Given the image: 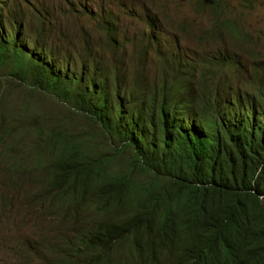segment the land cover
I'll return each mask as SVG.
<instances>
[{
    "label": "trees",
    "instance_id": "trees-1",
    "mask_svg": "<svg viewBox=\"0 0 264 264\" xmlns=\"http://www.w3.org/2000/svg\"><path fill=\"white\" fill-rule=\"evenodd\" d=\"M82 43L76 52L41 47L38 40L23 43L0 29V60L14 65L11 75L44 89L89 126L34 128L43 141L35 162L49 187L46 196L64 202L69 213L94 212L91 224L73 230L56 252L67 261L75 247H82L81 255L102 264L120 242L144 251L138 243L152 240L148 260L163 264L158 239L181 243L195 222L212 229L218 242L214 250L225 253L231 264H264V147L249 122L241 117L245 129L231 133L222 106L191 93L177 76L133 81L111 42L106 43L111 59L90 40ZM229 111L233 121L242 114L241 109ZM1 128L3 145L2 132L10 129ZM14 166L18 172L20 163ZM256 190L257 196L250 193ZM239 221L253 226L255 238L235 246L234 255L224 247L231 246L234 234H247L234 227Z\"/></svg>",
    "mask_w": 264,
    "mask_h": 264
},
{
    "label": "clouds",
    "instance_id": "clouds-1",
    "mask_svg": "<svg viewBox=\"0 0 264 264\" xmlns=\"http://www.w3.org/2000/svg\"><path fill=\"white\" fill-rule=\"evenodd\" d=\"M231 1L234 0H190L186 16H181L178 9H171L161 0H0V29L15 33L23 43L38 40L41 47L46 45L47 48L75 52L85 46L82 42L87 39L107 59L112 58L106 50V43L111 42L130 67L131 80L159 82L163 81V77L169 81L177 76L191 93L211 99L214 107L222 106L225 110L222 117L231 133L241 127L245 129L240 121L241 117L246 119L264 147V42L259 46L255 38L245 32L238 15L229 10ZM237 1L249 8L257 2ZM193 17L204 20V27L195 31ZM154 20L160 30L158 44L151 34ZM190 41L196 45L192 47ZM210 43L217 46L214 49L204 47ZM32 46L30 43L29 47ZM145 59L147 67L144 66ZM3 66L14 70L9 60L1 59L0 69ZM135 68L141 71L135 73ZM11 72L8 76L15 78ZM188 73L190 83L186 82ZM26 85L40 93L44 90ZM222 103H226L225 106ZM230 108L242 110L237 121H233ZM77 116L85 123L82 117ZM42 125L51 129L46 123ZM56 125L63 130L76 128L62 123ZM33 132L36 135L34 129ZM2 135L6 138L0 150L7 145L10 148L6 150L10 153L15 146L13 144L18 146L17 137L8 144V139L13 137L12 131H3ZM34 140L36 144L43 142L37 136ZM36 151L31 153L33 169L28 165L22 166L23 157L20 160L10 159L14 170V163L17 161V167L20 163L19 171L13 174L12 186L20 188L19 183L25 182V179L21 180L23 176L30 175L36 182L42 175L41 186L28 194L44 213L36 224L37 233L32 241L16 237L12 242L14 252L9 246L5 249L4 241L0 242V264H97L91 263L86 255H81L82 247H75L74 255L67 261L61 258L65 255L56 252L60 244L72 238L75 234L73 230L81 232L84 226L91 224L94 212L69 213L64 202L46 196L49 187L42 172L37 169ZM250 193L257 196V190ZM189 227L191 231L183 234L181 243L169 238L158 239L160 245L157 252L161 254L163 264H231L225 253L214 250L218 242L214 240L211 228L200 227L195 222ZM234 227L247 234L240 232L239 236L236 233L230 237L231 246L224 248L232 254L235 246L255 238L249 222L239 221ZM152 243V240L138 243L144 246L142 251L120 242L111 260L103 258L102 264H150L146 250Z\"/></svg>",
    "mask_w": 264,
    "mask_h": 264
},
{
    "label": "rangeland",
    "instance_id": "rangeland-1",
    "mask_svg": "<svg viewBox=\"0 0 264 264\" xmlns=\"http://www.w3.org/2000/svg\"><path fill=\"white\" fill-rule=\"evenodd\" d=\"M161 1L169 4L171 9H178L181 16H186L190 6V0ZM229 10L238 15L239 20L244 24L242 25L245 32L251 34L261 46L260 44L264 42V0H257L253 8L234 0L231 1ZM192 20L195 31L205 25V21L198 17H193ZM152 27L155 28L154 33L158 35L160 30L157 24L156 26L152 24ZM116 36L118 37L117 34ZM190 44L192 47L196 45L192 41ZM216 46V44L210 43L204 47L214 49ZM11 71L12 67L10 66H3L0 69V127L2 125L1 131L7 129L12 131L13 137L8 139V144L14 141V137H17L18 146L17 143L13 144L15 146L10 150V153L6 150L10 148L7 145L0 150V242L4 241L5 249L9 246V249L14 252L15 245L12 242L16 237L27 242L32 241L37 233L36 224L44 212L29 198L31 194H28V192L34 193L41 186L42 175H39L40 179H36V182L30 175L23 176L21 180L25 179V182L21 181L20 188L16 189L12 186L14 172L10 159L20 160L23 157L22 166L28 165L33 169L31 153L36 151L38 145L34 140L36 136L33 129L44 123L51 128L53 123H62L71 128L76 126L75 129L89 126L51 96L43 92L40 93L8 76ZM44 118L48 122H43ZM95 133L101 140L99 143L106 140L103 139L99 130L95 129Z\"/></svg>",
    "mask_w": 264,
    "mask_h": 264
},
{
    "label": "bare ground",
    "instance_id": "bare-ground-1",
    "mask_svg": "<svg viewBox=\"0 0 264 264\" xmlns=\"http://www.w3.org/2000/svg\"><path fill=\"white\" fill-rule=\"evenodd\" d=\"M253 8V7H252ZM154 26H156V21L154 20L153 21V23H152ZM152 30H151V34H152V38H154L155 40H156V44H158L159 43V40H160V38L158 37V35H156L155 33H154V31H155V28L153 29V27L151 28ZM117 34V33H116ZM118 35V37H119V34H117ZM144 66H148V65H144ZM73 246H74V244H73ZM71 247H72V245H71ZM83 249V248H82Z\"/></svg>",
    "mask_w": 264,
    "mask_h": 264
}]
</instances>
